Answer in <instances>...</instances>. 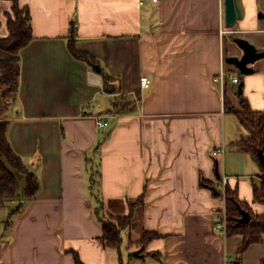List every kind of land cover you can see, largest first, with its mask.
Segmentation results:
<instances>
[{
    "label": "crops",
    "instance_id": "obj_1",
    "mask_svg": "<svg viewBox=\"0 0 264 264\" xmlns=\"http://www.w3.org/2000/svg\"><path fill=\"white\" fill-rule=\"evenodd\" d=\"M237 1L242 18L231 29L225 0H19L34 38L20 55L17 99L0 121L10 122L11 146L40 190L16 213L18 199L0 212V264H75L74 252L84 264H263L264 237L239 255L242 236L214 228L224 177L252 212L264 213L253 198L264 169L240 150L250 134L229 111L243 109L240 95L264 111V60L249 75L226 61L243 53L233 31L264 48V0ZM13 3L0 0V37L9 35ZM74 35L112 80L73 57ZM223 70L239 76L241 94L242 82H214ZM122 95L131 105L111 114ZM97 164L100 214L90 188ZM140 196L120 248L105 247L99 216L124 215ZM145 232L157 235L141 247Z\"/></svg>",
    "mask_w": 264,
    "mask_h": 264
},
{
    "label": "trees",
    "instance_id": "obj_2",
    "mask_svg": "<svg viewBox=\"0 0 264 264\" xmlns=\"http://www.w3.org/2000/svg\"><path fill=\"white\" fill-rule=\"evenodd\" d=\"M12 11L6 12L7 26L9 35L0 37V114L3 110L11 107L16 99L20 82V55L24 48L30 45V41L34 38L32 29V20L30 10L27 6L22 7L19 0H13ZM1 27V20H0ZM76 36L68 39V46L73 57L84 61L88 66L97 68L106 81L112 80V77L102 68L98 60L91 54H87L78 49ZM242 110H236L230 107L229 111L234 112L240 123L249 132L250 137H242L238 142L239 148L243 152L253 154L261 163L258 150L264 152V111L252 110L248 101L240 95ZM130 97L120 96L113 102L111 114H121L131 105ZM230 103L226 100V105ZM10 122L0 121V212L4 208L7 201H15L16 199H33L40 190V178L36 173H33L23 158L16 153L12 148L9 136ZM87 158V157H86ZM91 161L92 157H88ZM99 164L93 165L90 170L91 186L96 195V199L100 204L97 212L104 208L103 200L99 197L98 178L100 177ZM220 195V194H219ZM253 198L264 205V177L263 180L254 186ZM226 214H227V236L240 235L243 238V246L239 249V255L243 253L253 244H258L264 237V213L255 214L252 212L249 205L241 201L238 196V190L227 184L226 187ZM139 204L133 205L129 213L124 215H100L103 225V236L100 241L105 247L120 248L123 241V231L130 227L135 219L139 205L143 204V196L136 200ZM24 203V200L18 202L16 208L11 211V214L19 211ZM246 211L250 214L251 219L248 222L242 221ZM100 214V213H99ZM11 221L8 219L6 226ZM157 234L145 232L138 244L141 247H146L151 238H155ZM75 264H84L79 259L78 253L74 252ZM264 264V260H263Z\"/></svg>",
    "mask_w": 264,
    "mask_h": 264
},
{
    "label": "water",
    "instance_id": "obj_3",
    "mask_svg": "<svg viewBox=\"0 0 264 264\" xmlns=\"http://www.w3.org/2000/svg\"><path fill=\"white\" fill-rule=\"evenodd\" d=\"M225 23L229 28H234L237 24V21L242 18V10L239 7L237 0H225ZM261 18H264V13H260ZM234 43L240 48L241 55L229 56L226 61L227 63L236 67L242 75H249L254 72V64L264 60V50H258L257 46L247 40L244 37L236 36ZM243 82L239 87V94L242 93ZM262 168L264 169V152L262 149L258 150ZM264 176V174H263ZM244 214L242 221L248 222L251 219V216L246 211H242Z\"/></svg>",
    "mask_w": 264,
    "mask_h": 264
},
{
    "label": "built area",
    "instance_id": "obj_4",
    "mask_svg": "<svg viewBox=\"0 0 264 264\" xmlns=\"http://www.w3.org/2000/svg\"><path fill=\"white\" fill-rule=\"evenodd\" d=\"M238 73H239V70L237 69ZM230 78V80L235 83V84H240L242 81L240 80L239 76L238 75H233V74H227V71H222L220 74H218L217 76H215L214 78V82L216 83H220L222 84V86L224 85L225 81H226V78ZM150 78L144 76V77H141V80H140V85H141V88L143 90L145 89H149L150 88ZM97 126L99 128H105L107 126V123L104 122V120L102 118H99L97 120ZM224 153V148H218V149H215L213 150L212 152V155L215 156V157H218V155L220 154H223ZM221 187L219 188V194H220V200H222V209H221V214H222V217H221V220L215 225V229L218 230V231H224L227 233V214H226V187H227V177H224L222 180H221ZM232 264V263H230Z\"/></svg>",
    "mask_w": 264,
    "mask_h": 264
},
{
    "label": "rangeland",
    "instance_id": "obj_5",
    "mask_svg": "<svg viewBox=\"0 0 264 264\" xmlns=\"http://www.w3.org/2000/svg\"><path fill=\"white\" fill-rule=\"evenodd\" d=\"M11 15L15 16L14 13H13V11L11 12ZM236 36H239V35H236ZM236 36H235V37H236ZM233 37H234V36H233ZM244 37H245L247 40H249L250 42H252L253 44L256 45V43H254V42L250 39V37H248L247 35H245ZM256 46H257V45H256ZM236 119H237V118H236ZM89 157H90V156H89ZM90 158H91V157H90ZM131 203H132L131 208H132L133 205L137 206V204H139L136 200H135L134 202H131ZM131 208H130V209H131ZM129 211H130V210H129ZM127 213H129V212H127ZM127 213H126V214H127ZM113 215H117V214H113ZM136 220H137V217L135 216L134 221H136ZM133 223H134V222H133ZM132 225L134 226L135 224H132ZM136 230H137V232H138V231H139V228H136Z\"/></svg>",
    "mask_w": 264,
    "mask_h": 264
},
{
    "label": "flooded vegetation",
    "instance_id": "obj_6",
    "mask_svg": "<svg viewBox=\"0 0 264 264\" xmlns=\"http://www.w3.org/2000/svg\"><path fill=\"white\" fill-rule=\"evenodd\" d=\"M232 34H234V36L239 35L240 37H242V34H240L239 32H234L233 31ZM258 50L262 51V50H264V48L263 49H258Z\"/></svg>",
    "mask_w": 264,
    "mask_h": 264
}]
</instances>
